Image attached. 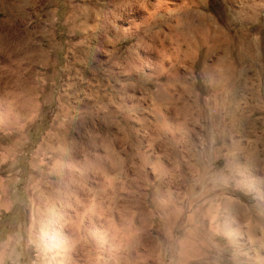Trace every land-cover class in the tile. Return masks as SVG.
Here are the masks:
<instances>
[{
	"label": "rangeland",
	"instance_id": "1",
	"mask_svg": "<svg viewBox=\"0 0 264 264\" xmlns=\"http://www.w3.org/2000/svg\"><path fill=\"white\" fill-rule=\"evenodd\" d=\"M142 1L0 0V264H264V2Z\"/></svg>",
	"mask_w": 264,
	"mask_h": 264
},
{
	"label": "bare ground",
	"instance_id": "2",
	"mask_svg": "<svg viewBox=\"0 0 264 264\" xmlns=\"http://www.w3.org/2000/svg\"><path fill=\"white\" fill-rule=\"evenodd\" d=\"M140 1H141V0H140ZM145 1H146V0H145ZM171 1H172V0H171ZM190 1H191V0H190ZM200 1H201V0H200ZM228 1H232V2L235 1V5H236V3L239 4L238 6H236L237 9H236L235 13H237L238 15L243 16V19H244L245 17H248V16H249V13H250V12H249L248 10H246V8H245L244 5H243L244 7L242 6V4L240 3L241 0H237L238 2H236V0H228ZM142 2H144V0H143ZM159 2H160V0H159ZM183 2H184V0H182V3H183ZM261 2H264V0H261ZM149 3H150V2H148V3H146V4H149ZM160 3L162 4V3H164V2L162 1V2H160ZM173 3H174V2H173ZM185 3H186V2H185ZM198 3H199V2H198ZM200 3H202V2H200ZM153 4H154V3H153ZM175 4H176V3H175ZM189 4H190V2H189ZM165 5H166V2L164 3V6H165ZM169 5H171V4H169ZM178 5H179V4H178ZM181 5H182V4H181ZM235 5H234V6H235ZM188 6H189V5H188ZM201 6H202V5H201ZM159 7H161V6H159ZM179 7H180V6H179ZM181 7H182V6H181ZM186 7H187V6H186ZM258 7H259V6H258ZM182 8H183V7H182ZM184 8H185V7H184ZM161 9H162V8H161ZM168 9H169V8H168ZM185 9H186V8H185ZM175 10H176V8H175ZM159 11H160V10H159ZM159 11L157 10L156 13H158ZM161 11H162V10H161ZM147 12H148V11H147ZM164 13H165V12H164ZM166 13H167V10H166ZM184 13H186V10L183 12V14H184ZM162 14H163V13H162ZM149 15H151V14H149ZM166 15H167V14H166ZM197 15H198V14H197ZM127 16H128V17H127ZM151 16H152V15H151ZM155 16H156V15H155ZM148 17H149V16H148ZM164 17H165V16H164ZM120 18H122V20H125L127 23H129V21H128L129 13H127L126 16H125V15L120 16ZM145 18H147V17H145ZM147 19L150 20V17L147 18ZM133 20H134V19H133ZM164 20H165V19H164ZM151 21H152V20H151ZM161 21H162V20H161ZM170 21H171V20H170ZM203 21H204V22H203V24H202L200 27H196V29H193V31L197 33V36H198L199 40H201V36H200V34H198L200 31H202L203 29H204L205 31L214 30L213 27L215 26V25L212 26V25H210V24H207L208 22H207V19H205V18H203ZM241 21H242V20H241ZM145 22H147V21H145ZM174 22H176V19H175ZM176 23H177V22H176ZM176 23H175V24H176ZM210 23H211V22H210ZM130 24H132V23H130ZM142 24H143V22H142ZM145 24H146V23H145ZM233 25H234V24H233ZM136 26H137V25H136ZM139 26H140V25H139ZM202 26H203V27H202ZM168 27H169V26H168ZM134 28H136V27H135V25L132 24V26L130 25L125 31H128V30L130 31V30H132V29L134 30ZM166 28H167V27H166ZM194 28H195V27H194ZM133 30H132V31H133ZM172 30H173V29H172ZM186 30H189V28H187ZM125 31H124V29H123V32H125ZM3 32H4V31H3ZM129 33H130V32H129ZM188 33H189V32H188ZM235 33H236V32H235ZM149 34H150V33H149ZM25 35H26V34H25ZM25 35H24V36H25ZM127 35H128V34H127ZM163 35H164V34H163ZM163 35H162V36H163ZM167 35H168V34H167ZM212 35H213V34H212ZM148 36H149V35H148ZM156 36H157V38H158V35H157V34H156ZM170 36H171V35H169V37H170ZM14 37H15V36H14ZM30 37H31V36H30ZM146 37H147V36H146ZM150 37H151V34H150ZM150 37H149V38H150ZM154 37H155V36H154ZM220 37H221V36H220ZM3 38H4V37H3ZM140 38H141V37H140ZM149 38H148V39H149ZM159 38H160V37H159ZM176 38H177V37H175V39H176ZM178 38H179V39L181 40V42H183V43H185V42H187V41L189 40V38L186 37V34H181V35L178 36ZM141 39H142V38H141ZM146 39H147V38H146ZM196 39H197V38H196ZM30 40H31V39H30ZM143 40H144V41H142V43H145V38H144ZM169 40H170V38H169ZM210 40H211V42L214 43V44H212L211 46L207 47L208 49H207V52H206V54H205V57H207V58H208L209 55H210L211 53H213V51L217 48V45H216L215 43H217V42L219 41V38H218V39H215V38H212V37L209 38V39L206 38V41H207V42L210 41ZM3 41H4V40H3ZM18 41H19V40H18ZM26 41H27V40H26ZM28 41H29V39H28ZM28 41H27V42H28ZM156 41H157V39H156ZM161 41H162V40H161ZM161 41H158V42H161ZM163 41H164V40H163ZM191 41H193V40H191ZM202 41H203V42H202L203 44H206V41H204V39H203ZM223 41H224V40H223ZM8 42H9V41H8ZM33 42H34V41H33ZM146 42H147V41H146ZM170 42H171V40H170ZM195 42H196V41H195ZM225 42H226V41H225ZM242 42H243V41H242ZM142 43H141V44H142ZM163 43H164V42H163ZM20 44H21V43H20ZM152 44H153V43H152ZM226 44H227V43H226ZM5 45H6V44H5ZM22 45H23V44H22ZM25 45H26V44H25ZM33 45H34V44H33ZM36 45H37V44H36ZM139 45H140V44H139ZM149 45H150V43H149ZM161 45H162V44H161ZM163 45H164V44H163ZM11 46H12V45H11ZM16 46H17V45H16ZM151 46H152V45H151ZM172 46H173V45H172ZM7 47H8V46H7ZM156 47H157V46H156ZM158 47H159V46H158ZM167 47H168V45H167ZM186 47H187V48H186ZM186 47H185L186 49L181 50V54H180V56H178L179 53H177L176 56L171 57V58H173V59H175V60H172V59H169V60H172L173 62L179 60L180 63L182 64V63L185 62L187 59H189V57H190L192 54H191L190 51H188V50H189L188 46H186ZM8 48H9V47H8ZM8 48H7V49H8ZM162 48H163V47H162ZM172 48H176V47H172ZM4 49H5V48H4ZM13 49H14V48H13ZM153 49H154V48H153ZM157 49H158V48H157ZM219 49H220V48H219ZM158 50H159V49H158ZM190 50H191V49H190ZM151 51H152V50H151ZM165 51H166V49H165ZM172 51H173V50H172ZM172 51H171V52H172ZM204 51H205V50H204ZM217 51H218V50H217ZM11 52H12V51H11ZM13 52H14V51H13ZM156 52H157V51H156ZM156 52H155V53H156ZM162 52H164V51L162 50ZM7 53H8V52H7ZM9 53H10V52H9ZM15 53H17V52H15ZM151 53H152V52H151ZM157 53H158V52H157ZM167 53H168V52H167ZM173 53H174V52H173ZM225 53H226V52H225ZM17 54H18V53H17ZM164 54H165V53H164ZM169 54H170V53H169ZM175 54H176V53H175ZM226 54H227V53H226ZM3 55H4V54H3ZM3 55H2V56H3ZM159 55H160V54H159ZM167 55H168V54H167ZM211 55H212V54H211ZM21 56H22V55H21ZM222 56H223V55H222ZM227 56H228V55H227ZM9 57H10V56H9ZM15 57H16V56H15ZM32 57H33V56H32ZM138 57H139V55H138ZM154 57H155V56H154ZM154 57L150 54V52H149V53L147 52V55L143 57L144 60H143L142 62L145 63V66H146V67L148 66V67H150V68H152V69L154 68L153 70L155 71V70L161 68L162 65L159 66V65H158V62H157L158 60L155 61L156 58L154 59ZM212 57H213V56H212ZM216 57H217V56H216ZM223 57H224V56H223ZM139 59H140V58H139ZM166 59H167V58H166ZM204 59H205V58H204ZM210 59H211V58H210ZM218 59H219V58H218ZM12 60H14V59H12ZM159 60H160V59H159ZM163 60H164V59H163ZM38 61H39V60H38ZM205 61H206V60H205ZM213 61H214V60H213ZM209 62H211V61H209ZM216 62H217V60H216ZM161 63H163V62H160V64H161ZM169 63H170V62H169ZM207 63H208V61H207ZM221 63H222V62H221ZM17 64H18V63H17ZM141 64H142V63H141ZM171 64H172V63H171ZM222 64H223V63H222ZM0 65H1V64H0ZM7 65H8V64H7ZM168 65H169V64H168ZM173 65H174V64H173ZM185 65H186V64H185ZM212 65H213V64H212ZM164 66H165V65H164ZM180 66H181V65H180ZM182 66H184V65H182ZM214 66H215V65H214ZM3 67H5V66H3ZM3 67L1 66V68H3ZM143 67H144V66H143ZM215 67H216V66H215ZM150 68H149V69H150ZM180 68H181V67H180ZM180 68L178 67V64H177V65H174L173 68H170V75H171V77H173V80H175V81H177V80L179 79V76H183V75H182V72H181V70H180ZM186 68H187V67H186ZM149 69H148V70H149ZM190 70H191V69H190ZM212 70H213V69H212ZM15 71H16V70H15ZM19 71H20V70H19ZM161 71H162V70H161ZM10 72H11V71H10ZM12 72H13V71H12ZM157 72H158V71H157ZM209 72H211V70H210ZM212 72L214 73V71H212ZM212 72H211V74H212ZM216 72H217V71H216ZM218 73H219V72H218ZM11 74H14V73H11ZM214 74H215V73H214ZM185 76H186V75H185ZM210 76H211V75H210ZM212 76H213V74H212ZM183 78H185V77H183ZM221 78H222V77H221ZM229 78H230V77L226 74V75H224L223 78L221 79V80H222V83H223V86H224L227 90H228V89L230 88V86H231V84L228 82V81H229ZM164 84H165V83H164ZM229 84H230V85H229ZM176 85H177V84H176ZM183 85H184V84H183ZM219 85H220V84H218V85L216 84V86H218V87H219ZM180 87H183V86H181V84H180ZM180 89H181V88H180ZM158 90H159V88H158ZM170 90H171V89H170ZM232 90H233V89H232ZM163 92H164V91H163ZM180 93H181V92H180ZM162 94H163V93H162ZM162 94H161V95H162ZM184 94H185V92H184ZM256 94H257V93H256ZM174 95H175V94H174ZM159 97H160V96H159ZM177 98H178V97H177ZM163 102H164V101H163ZM164 107H166V106H164ZM171 107H172V106H171ZM182 107H183V106H182ZM172 112H173V111H172ZM182 114H183V113H182ZM165 115H166V114H165ZM167 116H168V115H167ZM164 117H165V116H164ZM169 117H170V115H169ZM169 117H168V118H169ZM174 117H176V115H175ZM161 118H162V117H161ZM185 119H186V118H185ZM1 120H2V119H1ZM169 120H170V119H169ZM174 120H175V119H174ZM165 121H166V120H165ZM165 121H164V122H165ZM170 121H171V120H170ZM175 121H176V120H175ZM168 122H169V121H168ZM176 122H177V121H176ZM177 123H178V122H177ZM185 124H186V123H185ZM173 128H174V127H173ZM173 128H172V129H173ZM175 129H176V128H175ZM19 130H20V129H19ZM156 132H157V131H156ZM165 134H166V133H165ZM162 136H163V135H162ZM165 141H166V140H165ZM176 142H177V141H176ZM69 145H70V144H69ZM158 145H159V144H158ZM161 147H162V146H161ZM54 150H55V149H54ZM58 151H59V150H58ZM67 151H68V150H67ZM74 151H75V150H74ZM52 152H53V151H52ZM56 152H57V151H56ZM158 152H159V151H158ZM6 154H7V153H6ZM55 154H56V153H55ZM61 154H62V153H61ZM165 154H166V153H165ZM66 155H67V154H66ZM86 155H87V154H86ZM158 155H159V154H158ZM59 156H60V155H59ZM59 156H58V157H59ZM69 156H70V155H69ZM62 157H64V156L62 155ZM66 157H67V156H66ZM96 157H97V156H96ZM64 158H65V157H64ZM69 158H70V157H69ZM66 159H67V158H66ZM71 159H72V158H71ZM71 159H70V160H71ZM84 159H85V158H84ZM102 159H103V158H102ZM157 159H158V158H157ZM96 160H97V159H96ZM102 161H103V160H102ZM104 161L106 162V160H104ZM145 161H146V160H145ZM155 161H156V160H155ZM155 161H153V162H155ZM165 161H166V160H165ZM72 162H73V161H72ZM81 162H82V161H81ZM96 162H97V161H96ZM96 162H95V163H96ZM105 162H104V163H105ZM110 162H111V161H110ZM153 162H152V163H153ZM161 162H162V161H161ZM161 162H159V163L161 164ZM82 163H83V162H82ZM165 163H166V162H165ZM167 163H168V162H167ZM56 164H57V163H56ZM78 164H79V163H78ZM84 164L86 165L87 162H86V163L84 162ZM90 164H91V163H90ZM98 164H99V163H98ZM108 164H109V163H108ZM111 164H112V162H111ZM154 164H155V163H154ZM57 165H58V164H57ZM75 165H76V163H75ZM81 165H82V164H81ZM99 165H100V164H99ZM157 165H158V164H157ZM79 166H80V165H79ZM82 166H83V165H82ZM92 166H94V165H92ZM95 166H96V165H95ZM110 166H111V165H109V168H110ZM155 166H156V165H155ZM155 166H154V167H155ZM159 166H160V165H159ZM161 166H162V165H161ZM163 166H165V165H163ZM163 166H162V167H163ZM171 166H173V165H171ZM84 167H85V166H84ZM104 167H105V166H104ZM79 168H80V167H79ZM82 168H83V167H82ZM92 168H93V167H92ZM98 168H99V166H98ZM152 168H153V167H152ZM163 168L165 169V167H163ZM163 168H162V169H163ZM167 168H169V167H167ZM170 168H171V167H170ZM93 169H94V168H93ZM162 169H160V170L162 171ZM176 169H177V168H176ZM107 170H108V169H107ZM111 170H112V169H111ZM157 170H158V169H157ZM166 170H167V169H166ZM56 171H57V170H56ZM85 171H87V169H85ZM94 171H95V169H94ZM96 171H97V170H96ZM96 171H95V172H96ZM173 171H174V170H173ZM60 172H61V171H60ZM79 172H80V170H79ZM81 172H84V171H81ZM81 172H80V173H81ZM91 172H92V170H91ZM98 172H99V171H98ZM64 173H65V172H64ZM84 173H85V172H84ZM84 173H82V174H84ZM100 173H101V175H104V174H105V173H104V170H101ZM86 174H87V173H86ZM94 174H95V173H94ZM60 175H61V174H60ZM88 175H89V173H88ZM96 175H97V174H96ZM71 176H72V174H71ZM74 176H75V175H74ZM74 176H73V177H74ZM61 177H62V176H61ZM67 177H68V175H67ZM77 177H78V176H76V178H72V179H77ZM80 177H81V176H80ZM80 177H78V178L80 179ZM84 177H85V176H84ZM87 177H88V176H87ZM103 177H104V176H103ZM165 177H166V176H165ZM64 178H65V177H64ZM82 178H83V175H82L81 179H82ZM96 178H97V177H96ZM98 178H99V174H98ZM65 179H66V178H65ZM70 179H71V178H70ZM72 179H71V180H72ZM81 179H80V180H81ZM87 179H88V178H87ZM90 179H91V178H90ZM135 179H136V178H135ZM139 179H140V178H139ZM162 179H163V178H162ZM172 179H173V178H172ZM66 180H67V179H66ZM91 180H92V179H91ZM99 180H101V179H99ZM164 180H165V179H164ZM73 181H74V180H73ZM77 181H78V179H77ZM82 181H83V180H82ZM88 181H89V180H88ZM88 181H87V182H88ZM62 182H63V180H62ZM94 183H95V182H94ZM96 183H97V182H96ZM169 183H170V182H169ZM78 184H79V183H78ZM87 184H88V183H87ZM107 184H109V187L112 188V187H113V184H114V178H111V179H108V180L104 179V181L98 183V187H99L100 189H102V190H106V188L108 187ZM67 185H68V182H67ZM69 185H70V182H69ZM73 185H74V184H73ZM63 187H64V186H63ZM74 187H75V186H74ZM36 188H38V187H36ZM69 189H70V188H69ZM80 189H81V188H80ZM80 189H79V190H80ZM86 189H87V188H86ZM86 189H85V190H86ZM88 189H89V188H88ZM166 189H167V188H166ZM50 190H51V189H50ZM74 190H75V189H74ZM89 190H90V189H89ZM89 190H88V191H89ZM61 191H62V190H61ZM69 191H71V189H70ZM93 191H94V190H93ZM56 192H57V191H56ZM56 192H55V193H56ZM90 192H91V191H90ZM164 192H165V191H164ZM69 193H70V192H69ZM74 193H75V192H74ZM74 193H73V194H74ZM47 194H48V193H47ZM64 194H65V193H63V194H61V195L63 196ZM70 194H71V193H70ZM70 194H69V195H70ZM75 194H76V193H75ZM75 194H74V195H75ZM89 194H90V193H89ZM101 194H102V193H101ZM167 194H168V193H167ZM53 195H54V194H53ZM56 195H57V194H56ZM67 195H68V193H67ZM69 195L67 196V198L69 197ZM74 195H72L73 198H74ZM77 195H78V194H77ZM81 195H82V194H81ZM84 195H85V194H84ZM54 196H55V195H54ZM70 196H71V195H70ZM72 196H71V197H72ZM86 196H87V194H86ZM60 197H61V196H60ZM76 197H77V196H76ZM78 197H79V195H78ZM87 197H88V196H87ZM62 198H64V196H63ZM79 198H80V197H79ZM167 198H168V197H167ZM172 198H173V197H172ZM178 198H179V197H178ZM64 199H65V198H64ZM86 199H87V198H86ZM170 199H171V198H170ZM195 199H196V198H195ZM67 200H68V199H67ZM67 200H66V204H65V202H64L65 205H67V202H68ZM70 200H71V199H70ZM78 200H79V199H78ZM37 201H38V200H37ZM51 201H52V200H51ZM59 201H60V200H59ZM63 201H64V200H63ZM76 201H77V199L75 198V203L78 202V201H77V202H76ZM85 201H86V200H85ZM185 201H186V200H185ZM227 201H228V200H227ZM227 201H226V202H227ZM39 202H40V201H39ZM56 202H57V201H56ZM155 202H156V201H155ZM59 203H60V202H59ZM71 203H72L73 205H70V204H69V205H70V207H71V206L73 207L74 204H75L74 201L71 202ZM64 204H63V205H64ZM52 205H53V204L51 203V206H52ZM60 206H61V204L59 205V207H60ZM67 206H68V205H67ZM158 206H159V204H158L157 206H155V207H158ZM160 206L164 207L165 205L162 204V205H160ZM260 206H261V205H260ZM63 207H64V206H63ZM68 207H69V206H68ZM74 207H75V206H74ZM74 207H73V208H74ZM81 207H82V206H81ZM235 207H236V209H237V207H239V206H237V205H235V204L232 205V209H235ZM48 208H49V210H50V207H48ZM53 208H55V205H54ZM53 208H52V210H53ZM64 208H65V207H64ZM73 208H72V209H73ZM77 208H78V207H77ZM87 208H88V207H87ZM62 209H63V208H62ZM105 209H106V208H105ZM54 210H55V209H54ZM60 210H61V209H60ZM69 210H70V209H69ZM74 210H76V209H74ZM74 210H73V211H74ZM83 210H84V209H83ZM73 211H72V212H73ZM107 211H108V210H107ZM232 211H233V210H232ZM232 211H231V212H232ZM242 211H243V209H242ZM50 212H51V211H50ZM53 212H54V211H53ZM70 212H71V211H70ZM70 212H68V213H70ZM72 212H71V214H72ZM78 212H79V211H78ZM96 212H97V211H96ZM100 212H101V211H100ZM48 213H49V212H48ZM48 213H47V214H48ZM59 213H60V212H59ZM74 213H75V211H74ZM82 213H83V211H82ZM92 213H93V211H92ZM98 213H99V212H98ZM55 214H57V213H55ZM75 214H76V213H75ZM79 214H80V213H79ZM93 214H94V213H93ZM133 214H134V213H133ZM232 214H233V213H232ZM39 215H40V214H39ZM48 215H49V214H48ZM50 215H51V214H50ZM57 215H58V214H57ZM64 215H65V213H64ZM82 215H83V214H82ZM87 215H88V214H87ZM187 215H188V214H187ZM51 216H52V215H51ZM69 216H70V215H69ZM72 216H74V215H72ZM95 216H96V215H95ZM98 216H99V215H98ZM100 216H101V215H100ZM167 216H168V215H167ZM38 217H39V216H38ZM59 217H60V216H59ZM81 217H82V216H81ZM81 217H80V219H81ZM102 217H103V216H102ZM102 217H100V219H101ZM128 217H129V216H128ZM179 217H180V215H179V211H176V212L174 213V217H173V215H172V217H167L166 220H169V218H171L173 221L170 220V222H171V221H172V222H176V221H178V218H179ZM188 217H189V216H188ZM43 218H47V217H43ZM52 218H53V217H52ZM52 218H51V220H52ZM55 218H56V217H55ZM64 218H65V217H64ZM69 218H71V217H69ZM88 218H90V216H88ZM48 219L50 220V218H48ZM48 219H46V220H48ZM61 219H62V215H61ZM65 219H66V218H65ZM72 219H74V218H72ZM72 219H70V220H72ZM76 219H78V218H76ZM97 219H98V218H97ZM118 219H119V218H118ZM188 219H189V218H188ZM55 220H56V219H55ZM58 220H59V219H58ZM58 220H57V221H58ZM66 220H67V219H66ZM66 220H64V221H66ZM88 220H89V219H88ZM95 220H96V219H95ZM119 220H120V219H119ZM130 220H131V219H130ZM84 221H85V220H84ZM92 221H94V219L91 220V222H92ZM98 221H99V219L97 220V222H98ZM116 221H117V220H116ZM44 222H45V221H44ZM47 222H48V221H47ZM53 222H54V221H53ZM69 222H70V221H69ZM97 222H96V223H97ZM41 223H42V222H41ZM56 223H57V222H56ZM62 223L64 224V222H62ZM65 223H66V222H65ZM75 223L78 224V220H76ZM103 223H104V220H103ZM103 223H102V224H103ZM53 224H54V223H53ZM68 224H69V223H68ZM71 224H72V222H71ZM89 224H90V223H89ZM91 224H93V223H91ZM100 224H101V223H100ZM100 224H99V225H100ZM110 224H111V223H110ZM110 224H109V225H110ZM120 224H121V223H120ZM40 225H41V224H40ZM56 225H58V224H56ZM59 225H60V223H59ZM61 225H62V224H61ZM61 225H60V226H61ZM73 225H74V224H73ZM73 225H72V226H73ZM78 225H80V224H78ZM113 225H114V224H113ZM117 225H118V224H117ZM44 226H45V225H44ZM44 226H43V227H44ZM68 226H69V225H68ZM91 226H92V225H91ZM93 226H94V225H93ZM38 227H39V226H38ZM56 227H57V226H56ZM99 227H100V226H99ZM114 227H115V226H114ZM120 227H121V226H120ZM64 228H65V226H64ZM69 228H71V227H69ZM69 228H68V229H69ZM72 228H73V227H72ZM116 228H117V227H116ZM42 229H45V228H42ZM46 229H47V228H46ZM53 229H54V228H53ZM68 229H67V230H68ZM90 229H91V228H90ZM99 229H100V228H99ZM105 229H107V228L105 227ZM59 230H60V228H59ZM86 230H87V229H86ZM91 230H92V229H91ZM93 230H94V229H93ZM97 230H98V229H97ZM42 231H43V230H40L41 233H43ZM61 231L63 232L62 229H61ZM69 231H70V230H69ZM45 232H46V231H45ZM50 232H51V231H50ZM86 232H89V230H87ZM95 232H96V231H95ZM98 232H99V230H98ZM54 233H55V232H54ZM57 233H58V232H57ZM68 233H69V232H68ZM70 233H71V232H70ZM83 233H84V232H83ZM45 234H46V233H45ZM58 234H59V233H58ZM86 234H87V233H86ZM86 234H85V235H86ZM98 234H99V233H98ZM98 234H96V235H98ZM106 234H107V233H106ZM43 235H44V234H43ZM71 235H72V234H71ZM99 235H100V234H99ZM109 235H110V234H109ZM115 235H116V234H115ZM87 236H88V234H87ZM104 236H105V234H104ZM42 237H43V236H42ZM49 237H50V239H51V236H49ZM90 237H91V236H90ZM93 237H94V236H93ZM96 237H97V236H96ZM99 237L101 238V236H99ZM69 238H72V237H69ZM84 238H85V237H84ZM88 238H89V237H88ZM94 238H95V237H94ZM97 238H98V237H97ZM103 238H104V237H103ZM103 238H102V240L105 239V238H104V239H103ZM42 239H43V238H42ZM53 240H54V239H53ZM67 240H68V239H67ZM90 240H91V239H90ZM97 240H98V239H97ZM50 241H51V240H50ZM70 241H71L72 244H73L74 242L76 243V241H77V237H75V235H74V237H73L72 239H70ZM83 241H84V240H83ZM88 241H89V240H88ZM98 241H99V240H98ZM100 241H101V240H100ZM104 241H106V240H104ZM182 241H183V240H182ZM182 241H181V242L179 241V243H180L179 246H180L181 248H183V247L185 246L184 243H183ZM63 242H64V241H63ZM77 242H78V241H77ZM91 242H92V241H91ZM91 242H90V243H91ZM96 242H97V241H96ZM119 242H120V241H119ZM57 243H58V242H57ZM78 243H79V242H78ZM82 243L84 244V242H82ZM90 243H89V244H90ZM54 244H55V243H54ZM64 244H65V243H63V245H64ZM66 244H67V243H66ZM96 244H97V243H96ZM110 244H111V242H110ZM110 244H109V245H110ZM112 244H113V243H112ZM135 244H137V243H135ZM92 245H93V244H92ZM98 245L100 246V243H99ZM103 245H104V244H103ZM103 245H102V246H103ZM56 246H57V245H56ZM86 246H87V245H86ZM99 246H98V247H99ZM105 246H106V245H105ZM105 246H104V247H105ZM110 246H112V245H110ZM136 246H137V245H136ZM64 247H65V246H64ZM72 247H73V246H72ZM93 247H94V246H93ZM114 247H115V245H114ZM80 248H82V247H80ZM84 248H85V247H84ZM105 248H106V247H105ZM129 248H130V247H129ZM109 249H110V248H109ZM109 249H107V250H109ZM112 249H113V248H111L110 250H112ZM141 249H142V248H141ZM97 250H98V249H97ZM107 250H106V251H107ZM133 250H134V249H133ZM94 251H95V247H94ZM98 251H100V250H98ZM103 251H105V249H104ZM103 251H102V254L104 253ZM113 251H114V249H113ZM113 251H111V252H113ZM100 252H101V251H100ZM111 252H110V253H111ZM119 252H120V251H119ZM125 253H126V252L124 251V256H125ZM92 254H93V253H92ZM108 254H109V251H108ZM182 254H184V253H182ZM88 255H90V254H88ZM97 256H98V255H97ZM112 256H113V255H112ZM118 256H119V255H118ZM133 256H134V255H133ZM0 257H1V256H0ZM121 257H122V256H121ZM127 257H128V256H127ZM140 257H141V256H140ZM88 258H89V257H88ZM92 258L95 259V257H92ZM119 258H120V257H119ZM109 259H110V258H109ZM91 260H92V259H91ZM137 260H138V259H137ZM182 260H183V257H182ZM185 260H186V259H185ZM85 261H86V259H85ZM92 261H94V260H92ZM92 261H91V262H92ZM123 262H124V261H123ZM179 262H182V261H179ZM95 263H97V262H95ZM116 263H117V262H116ZM135 263H136V262H135ZM84 264H85V263H84ZM88 264H89V263H88ZM97 264H98V263H97ZM109 264H110V263H109ZM119 264H120V263H119ZM176 264H177V263H176Z\"/></svg>",
	"mask_w": 264,
	"mask_h": 264
},
{
	"label": "crops",
	"instance_id": "3",
	"mask_svg": "<svg viewBox=\"0 0 264 264\" xmlns=\"http://www.w3.org/2000/svg\"><path fill=\"white\" fill-rule=\"evenodd\" d=\"M119 28V27H118ZM231 152H230V156L227 158L228 161H224L223 164L226 167H229L231 172H235L236 170H238L240 173L242 172V169L248 167L250 165V159L249 157L246 155L247 152H238V142H231ZM249 155V154H248Z\"/></svg>",
	"mask_w": 264,
	"mask_h": 264
}]
</instances>
